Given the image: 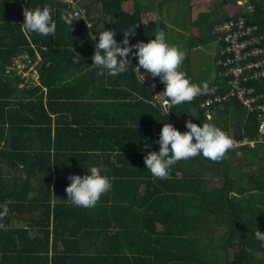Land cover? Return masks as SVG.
I'll use <instances>...</instances> for the list:
<instances>
[{
	"label": "trees",
	"instance_id": "16d2710c",
	"mask_svg": "<svg viewBox=\"0 0 264 264\" xmlns=\"http://www.w3.org/2000/svg\"><path fill=\"white\" fill-rule=\"evenodd\" d=\"M173 1L186 3L185 16L179 21L198 28L187 36L188 50L216 43L217 78L208 84V89L217 85L218 93L224 94V80L218 72L223 67L217 61L223 59L220 52L225 43L223 34L215 33V27L229 20L237 23L242 17L245 25H256L264 33V0H244L251 3L250 11H242L239 0H219L217 9L190 4L189 0ZM76 2L84 10L85 17L93 22V34L104 28L114 29L119 42L124 39L123 32L134 29L135 36L129 37L131 44L148 42L160 30L166 34L163 22L166 17L161 10L165 4L161 3L157 11L147 0ZM37 6H48L53 10L54 36L29 33L23 28L24 10ZM233 6V12H228L227 8ZM66 9L67 5L55 0H0V168L3 164L12 166L29 162L33 168L50 171L48 167L58 160L57 156L81 159L85 154L81 153V148L89 144L87 150L94 155L98 152L97 158L91 164L89 160L93 155H89L87 161L81 162L85 168L77 171V175L82 171L83 176L87 168L97 166L102 170L106 168V174L112 178L111 190L100 197L95 207L81 208L66 200L65 189L70 181L65 182L58 174V182L63 183L58 192L60 200L52 204L45 198L44 205L34 207L38 209L42 223L44 217L51 214L57 220L69 213V223L63 228V243H73L77 247L90 236L88 225L91 221L102 226L100 243L108 251L97 256L83 248V258L99 264H109L111 257L110 264H113L127 255L124 247L130 248L137 261L141 262L145 257L153 264H264V242L254 237L256 228L264 231V207L257 209L256 192L251 193V187L236 180L231 171V161L236 154L264 145L232 148L218 161L202 155L178 161L166 179L154 177L144 163L148 152L159 150L157 141L164 123H171L181 133L188 131L185 124L189 120L200 126L202 122L212 123L231 138L254 139L259 126L257 114L248 111L235 97L221 104L206 105L208 90L191 102L175 106H171L165 97L169 103L166 114L155 92L150 91L153 85L164 91L165 86L159 78L153 79L150 73L141 69L145 76L143 81L131 68L132 83L128 72L117 76H108L105 72L98 76V69L91 66L93 61L83 65L88 69L78 79L101 78L98 79L100 88L86 96L69 94L65 86H70L71 82L63 84L54 74L60 61L52 60L47 64V58L59 57L75 66L71 46L80 57H86L89 50L94 54L95 40L90 39L83 17L71 19V26L64 22L63 17H68ZM64 27L67 32L63 31ZM187 48L181 70L192 83L203 84L200 83L203 79L192 77L191 72L187 74L191 69ZM37 56L43 59L38 65L40 85L31 88L23 84L17 74L15 59H20L27 69ZM129 59L134 68L138 61ZM113 78L120 79L119 86ZM248 84L257 92L264 91L263 81L254 80ZM118 98H125V102H116ZM62 142L70 143L74 150L70 154L63 152ZM52 149L59 153L52 156ZM0 225H3L0 230L5 232L3 221ZM42 232L46 242L53 241L46 226ZM53 238L55 240L56 234ZM77 251L81 252L82 248ZM27 254L23 245L11 258L19 256V264L29 263L34 257Z\"/></svg>",
	"mask_w": 264,
	"mask_h": 264
},
{
	"label": "crops",
	"instance_id": "0c3cea01",
	"mask_svg": "<svg viewBox=\"0 0 264 264\" xmlns=\"http://www.w3.org/2000/svg\"><path fill=\"white\" fill-rule=\"evenodd\" d=\"M240 1L242 2L244 0H239L237 2ZM233 8L235 9V6H233ZM66 10L70 19L77 20L76 18L72 17V12L69 7ZM82 20L85 24L88 33H91L93 29V22L91 21L92 26L89 28L86 25L85 19ZM188 27L191 28L188 30L189 32L192 30H198L196 26L191 25L189 23ZM63 31L67 32V28L64 27ZM96 43H98V40H95V44ZM209 46H213L216 50V43L211 44ZM194 49L188 50L187 48L188 55ZM92 54L93 53L91 50L87 51L86 57H88L89 59H85V56L79 57L81 58V60L78 63L75 62V66L69 65L66 60H61L59 57H50L48 55L49 58H47V64H49L50 61L52 62V60H55L57 62L60 61V64H58L54 74L57 75L59 79H62L63 84L71 82L70 86H65L68 87L67 92L69 94H74V96L76 97H79L80 95L86 96L93 94L95 91H97V89L100 88L98 86V79L101 80V78H95L92 80H85V78H83L82 81L78 79L79 76L82 78V76L85 75V72L88 67L87 65L86 67H84L83 65L89 64V61H92V56H90ZM215 54L216 52H214V54L212 55V73L210 75V78L204 81L208 84H211L217 78ZM189 61L190 66L192 67V63H194V61L192 62L191 59ZM40 62H43V59L40 56H37L34 62L32 63L31 67H28L27 69H25L24 67V70L25 72H27V75L31 76L27 77L26 75L25 78H23L22 73H20V79L23 84H26L28 87L31 88L40 85L38 66L41 64ZM131 65L134 66L132 62ZM15 68L18 74V68ZM131 71L135 74L134 69H131ZM190 72L192 73V77L197 78V74L195 71L192 70ZM128 76L132 83L133 80L129 71ZM135 76H137L139 79L141 78L138 73H136ZM112 81H114L115 84L119 86L120 79L118 80V78H113ZM85 85H87L88 87H85ZM156 89L158 88L150 87L151 92ZM160 90L163 91V88H161ZM120 95L122 94L120 93ZM164 99L166 100L165 97ZM116 102L124 103L125 98H118L116 99ZM52 117L54 122L53 125L55 126V116L52 115ZM88 128L91 129V127L89 126ZM61 146L63 152H67L69 154L71 153V151L74 150L70 143L66 144L65 142H62ZM86 146L88 147L89 144H87ZM86 146L85 148H81L83 149V152L81 153H85L84 156L81 157V159H64L62 157L57 156L56 158L58 160L55 162H51V166L48 167L50 168V171H40L39 167L33 168L29 165V162H27V164H25L24 162H19L12 166H7L5 164L1 166L0 210L3 208L16 210H7L6 214L0 216V221H3L6 229L5 232H2V230H0V241H5V243L0 242V264H19V256L14 259L11 258V256L17 251H20L23 245L25 246V250L28 251L27 255H31L34 257L31 262L24 264H45V258H47L48 260V262H46L47 264H86V262H89V264H99L97 261L90 262L88 258L84 259L83 252L85 249H87L91 255L93 254L100 256L103 254L104 251H108L107 249L103 248L104 244L100 243V237L102 236L101 228H103L102 226H96V224L91 221L88 225V228L91 229L90 236L86 238L87 241H85L84 244H80V247H77V245L73 246V243L68 242L64 244L63 241L65 237L62 236L64 233L63 228L67 223H69V221L67 220L70 219L69 213H66L64 216L61 215V218H57V220L53 218L52 214L49 217L43 216L44 221L42 223V218L40 217V215H38V209H35L41 204L44 205L45 198H49L52 204L57 203L56 201L60 200V193L58 192L60 191V188L63 183L61 181L58 182V174L62 176V178H64V181L66 180L65 182L69 183L70 180H68V177L70 175L77 174V171L85 168L82 167L84 166V164H82L81 162L87 161V159H89V155H93V158L89 160L91 164L92 161L96 160L98 152H95L94 155L93 152L87 150ZM244 150H246L244 151V154H236V156H234L233 160L231 161V171L235 173L234 178L236 180L240 179V181L244 185H249V187H251V193L252 191L256 192L257 196L255 198V202L257 209H262V207H264V147L257 146V148H255L254 150ZM50 152L52 153V156H55L56 153H59L56 149H52L50 150ZM81 173L82 171L78 175H81ZM45 226L49 230L50 239L53 240L52 242H46L43 238L44 232H42V230L45 228ZM56 228H60L58 232L55 231ZM55 234L56 238L54 240L53 235ZM117 235L119 234L117 233ZM53 242H55V245L53 244ZM12 244H14V246ZM36 244L37 246L34 247V245ZM11 245L12 248L10 247ZM78 248H82V251H77ZM124 248V251L127 255H123L122 258L116 260L113 264H153L151 263V259H145V257H142L141 262L137 261L134 258V253L130 252V248ZM112 261L113 259L111 257L109 264Z\"/></svg>",
	"mask_w": 264,
	"mask_h": 264
},
{
	"label": "clouds",
	"instance_id": "9594fccd",
	"mask_svg": "<svg viewBox=\"0 0 264 264\" xmlns=\"http://www.w3.org/2000/svg\"><path fill=\"white\" fill-rule=\"evenodd\" d=\"M52 9L27 8L24 10L25 22L23 28L29 33H37L46 37L55 35L56 21L52 18ZM69 26L73 21L63 17ZM90 28V26L88 25ZM124 33V39L117 41V32L114 29H105L99 33H90V39L98 43L94 45V54L91 57V66L98 69L97 75L117 76L134 69L144 81V73L141 69L151 74L153 79L159 78L165 89L162 94L167 98L171 106L191 102L195 97L208 90V83H192L184 71L180 70L182 62L186 59V52L178 46L170 45L163 30L154 35V39L148 42L140 41L131 44L129 37L135 36L134 29ZM135 50V51H134ZM74 62H79L80 55L75 49H70ZM129 57L138 62L133 68ZM155 87V85H153ZM168 111L166 110L165 113ZM209 116V114H208ZM186 129L181 133L171 123H164L159 139V150L150 151L144 156L146 169L156 178L166 179L170 176L171 167L181 160L202 155L204 158L218 161L234 146L233 139L212 123L202 122L198 126L191 120L185 124ZM107 169L97 166L87 168L83 176L73 174L68 177L70 184L65 191L68 194L66 200L81 208H93L99 202L100 197L112 188V178L106 174ZM7 213V208L0 212V216ZM3 227V225H0ZM254 237L264 242V231L256 228Z\"/></svg>",
	"mask_w": 264,
	"mask_h": 264
},
{
	"label": "built area",
	"instance_id": "2783aa9c",
	"mask_svg": "<svg viewBox=\"0 0 264 264\" xmlns=\"http://www.w3.org/2000/svg\"><path fill=\"white\" fill-rule=\"evenodd\" d=\"M67 5L73 18L83 17L86 25L91 27L92 22L85 17L84 10L80 8L76 0H55ZM242 11H250L251 3L247 1L238 2ZM215 33L223 34V44L221 48V58L217 64H221L222 71H218L225 85V93L219 94V86L215 85L208 89L209 97L206 98V105L219 104L225 100L235 97L251 113L257 114L259 123L258 134L252 139L243 137L240 139L232 138L233 148L255 147L264 145V91L255 90L249 86V81L260 80L264 83V33L259 31L256 25H245L244 20L238 19L224 21L215 27ZM155 96L162 104L164 111H168L169 103L163 98L162 90H154ZM221 104V103H220ZM168 114V112L166 113Z\"/></svg>",
	"mask_w": 264,
	"mask_h": 264
},
{
	"label": "rangeland",
	"instance_id": "374dc122",
	"mask_svg": "<svg viewBox=\"0 0 264 264\" xmlns=\"http://www.w3.org/2000/svg\"><path fill=\"white\" fill-rule=\"evenodd\" d=\"M149 2V5H153L154 9L151 5V7L154 10L158 11V8L160 4H165L161 8L162 12L165 14V19H163V22L166 24V38L170 45L178 46L181 50L185 51V48L187 46V36L191 33H194V31H188V23L183 22L184 24L179 21L185 16V9H186V3L184 1H173V0H147ZM166 1L169 3L166 4ZM219 0H189L190 4H204L205 6L209 7L210 9H217L219 8L218 4ZM228 12H233L232 9L234 8H227ZM223 11V10H222ZM221 11V12H222ZM190 24V23H189ZM176 44H175V43ZM217 49V48H216ZM216 52L215 48L213 46H207V47H198L195 48L190 54H189V60L191 59L192 67L187 72V74L190 71H195L197 74V78L205 79L201 81L200 83L208 80L210 78V75L212 73V55ZM190 64V61H189ZM15 65L18 68V74L22 73V77L25 78L27 75V72H25L24 67L25 64L22 63L21 60L15 59ZM32 65V64H31ZM31 65L29 67H31ZM181 70V67H180ZM31 75H27V77H30Z\"/></svg>",
	"mask_w": 264,
	"mask_h": 264
}]
</instances>
